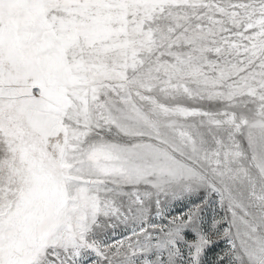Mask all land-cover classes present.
<instances>
[{"label": "snow or ice", "instance_id": "snow-or-ice-1", "mask_svg": "<svg viewBox=\"0 0 264 264\" xmlns=\"http://www.w3.org/2000/svg\"><path fill=\"white\" fill-rule=\"evenodd\" d=\"M0 264H264V0H0Z\"/></svg>", "mask_w": 264, "mask_h": 264}]
</instances>
